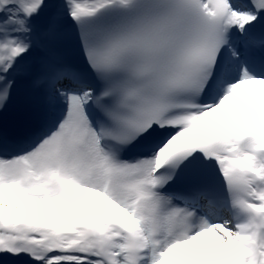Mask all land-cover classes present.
Masks as SVG:
<instances>
[{"label": "snow or ice", "instance_id": "snow-or-ice-1", "mask_svg": "<svg viewBox=\"0 0 264 264\" xmlns=\"http://www.w3.org/2000/svg\"><path fill=\"white\" fill-rule=\"evenodd\" d=\"M0 264H264V0H0Z\"/></svg>", "mask_w": 264, "mask_h": 264}, {"label": "bare ground", "instance_id": "bare-ground-1", "mask_svg": "<svg viewBox=\"0 0 264 264\" xmlns=\"http://www.w3.org/2000/svg\"><path fill=\"white\" fill-rule=\"evenodd\" d=\"M23 83H24V82H22V83L20 84V86H19V88H18V90H17V91L20 92L22 98L28 96V94H27V90L25 89L24 86H22Z\"/></svg>", "mask_w": 264, "mask_h": 264}]
</instances>
